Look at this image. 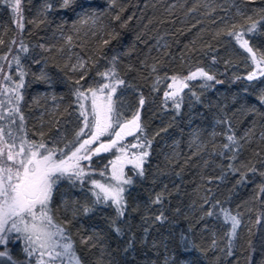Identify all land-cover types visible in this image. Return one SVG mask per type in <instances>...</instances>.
<instances>
[{
	"label": "trees",
	"instance_id": "1",
	"mask_svg": "<svg viewBox=\"0 0 264 264\" xmlns=\"http://www.w3.org/2000/svg\"><path fill=\"white\" fill-rule=\"evenodd\" d=\"M47 3L53 8L45 18L38 16L45 0H22L24 29L20 32L11 9L0 0V56L21 58L26 75L19 108L28 138L39 142L40 133H44L49 147L74 150L65 145L76 140L82 126L75 81L86 71L80 80L84 90L104 83L98 73L113 67L111 58L115 56L118 78L125 81L114 95L117 109L127 120L139 111L143 133L138 134L139 141L135 136L131 139L151 141L144 176L133 175L134 183L125 193L127 207L120 224L130 228L125 227L123 237L109 226L116 215L112 207L100 205L87 216H73L72 201L82 204L85 198L93 199L89 181L81 188L79 183L73 187L61 180L54 188L50 205L54 222L67 229L82 264H165L166 257L168 264H248L249 239L256 249L253 264H258L264 249V219L255 224L258 216L264 217V193H260L264 185L260 175L264 172V103L259 98L264 77L244 79L255 65L226 33L233 25L235 30L245 31L248 16L259 19L257 13L264 9V0H115L114 4L112 0H75L67 9L60 7L61 0ZM238 8L244 16L237 14ZM93 11L95 23L91 19L80 22L85 13ZM117 15L119 20L114 19ZM39 20L44 22L38 24ZM110 33L116 39L104 45ZM245 38L257 56L264 53V26L255 33L245 31ZM21 40L29 49L27 53L20 51ZM79 60L86 62L85 69L73 71ZM0 66V85L14 87L19 81L15 62L9 67L7 60H0ZM197 68L223 83L212 81V87L203 89L199 87L201 80L190 81L182 93L179 113L172 101L165 103L161 88L170 79L162 80L158 92L153 91L155 78H184ZM4 75L12 80H4ZM42 76L47 79H40ZM193 91L199 96L198 102L192 97ZM10 95H0L5 110L16 103L14 99L8 102ZM227 135L237 140L232 151L222 147L229 143ZM233 155L235 159H231ZM111 156L102 153L81 162L90 173L89 180L97 179V171ZM229 165L238 171L232 172ZM251 167L255 173L248 170ZM241 173L246 179L237 183ZM157 194H162L161 202L153 203ZM212 205H216L217 213L222 207L241 221L231 255L225 235L230 225L223 223L222 213L206 216ZM161 212L166 217L163 223L155 221ZM133 236V249L125 252ZM181 236L188 241L187 250L178 243ZM85 237L93 238L81 243ZM10 255L22 261L21 245L13 243Z\"/></svg>",
	"mask_w": 264,
	"mask_h": 264
},
{
	"label": "snow or ice",
	"instance_id": "2",
	"mask_svg": "<svg viewBox=\"0 0 264 264\" xmlns=\"http://www.w3.org/2000/svg\"><path fill=\"white\" fill-rule=\"evenodd\" d=\"M7 7L11 9L13 23L15 28L20 32L24 29V15L22 0H4ZM75 3V0H61L60 7L67 9ZM115 0H112V4ZM53 5L47 3L42 5L38 11V16L45 17L46 13L51 11ZM257 11V10H254ZM264 9L258 10L259 19H253L252 16L246 17L250 22L246 28V33H255L259 27L264 26ZM237 14L244 16V12L239 8ZM86 18L81 19V23H87L89 19L95 23L96 13L93 11L90 15L85 13ZM114 19L119 20L120 16L117 15ZM39 20V23H43ZM37 24V26H38ZM245 31L229 30L226 34L235 38L239 46L249 54L252 64L255 65L253 71L244 77L248 81H253L259 77H264V53L257 56L256 51L250 46L249 39L245 38ZM110 39L104 40L103 44L107 45L111 39H116L115 34H109ZM67 42H72V37H67ZM15 43V41H13ZM3 44V40H0ZM41 48L44 46L41 45ZM20 51L27 53L28 47L21 40L19 45ZM11 51V49H9ZM117 57L111 58L113 67L106 69L104 72L98 73L104 78V83L98 84L96 87L89 86L86 90L80 86V80H83L87 72L80 76L75 81L77 87L74 95L77 97L80 107V116L83 118V127L76 133V140L65 148L74 149L65 152L64 149H57L49 147L43 140L44 133H40L41 140L39 142L33 141L28 138L24 127V116L20 112L19 103L23 99L21 89L24 88V77L26 73L21 67V58L19 55H13L11 60L7 56H0V60H7L9 67L14 61L18 69L19 81L15 83L12 88L0 85L2 91L0 95L8 94V102L11 104L12 100L16 101L15 105L5 110L3 102H0V245L5 246L4 250L0 251V258L7 257L11 264H20L14 260L9 254L7 245L13 240L12 233L20 234L15 239L23 238L26 241L23 251L27 257L36 258V264H82L79 255L76 252L74 241L67 234V229L54 222L52 216V209L50 207L53 199L54 188L61 180H67L73 187L77 183L81 188L86 181L89 180L90 173L86 171L85 166L81 161H91L94 155H99L101 152H108L111 149H116L127 156L126 147L121 145V142L126 136H135L139 141L138 134L143 133V127L140 122L139 111H137L132 119L127 120L122 118V114L117 109L114 95L117 93L119 86L124 85L125 81L118 78L115 68V61ZM39 63V61H37ZM86 62L79 60L76 65L72 66L73 71L85 69ZM153 67V71H155ZM0 72H3V66H0ZM3 79L11 81L10 75H4ZM40 79H47L46 76ZM170 79L171 83L167 85L168 90L164 92L165 103L169 100L172 101L173 107L179 113L181 104L183 102L182 93L185 88H189L188 81L201 80L202 83L199 87L208 89L212 87L209 82L214 81L216 84L223 83L216 79L215 75L210 74L203 68H197L191 71L186 77L180 78L178 76L172 77H157L156 85L162 80ZM236 79H241L237 77ZM154 85V88L156 87ZM191 91V89H190ZM192 97L198 102L199 96L196 92H192ZM261 103H264V91L259 97ZM91 101L90 110L86 107L84 101ZM145 99L140 97V105L143 106ZM19 120V124H17ZM20 133H23L21 135ZM110 136L112 139L109 143H100L98 147H93L95 142L100 140L102 136ZM87 137L82 139V137ZM226 139L229 143L224 144L222 147L228 151H232L231 146L237 144V140L233 135H227ZM82 140V142H81ZM78 144V146H75ZM151 146L150 140H145L143 143L132 144V148L139 149L128 160L133 165V175L140 177L144 176L143 165L146 158L149 156L148 148ZM59 153V155H58ZM225 155V153H220ZM235 155L231 159H235ZM121 157H117L120 160ZM113 170L111 179L114 183H101L98 180L91 179V192L93 199L88 200L85 198L84 203L79 201H72L73 216L83 214L89 215L96 210L97 206L103 205L105 207H112L115 210V217L110 221V227L119 237L125 235V227L130 228V225L122 227L120 221L125 216L127 199L125 193L128 191L126 186H131L134 183L133 176H128L124 173L123 167H117L116 161L112 162ZM232 172H237L238 169L232 165L228 166ZM250 172L255 173V167L248 169ZM101 176L104 172L100 173ZM264 176V172L260 173ZM246 179L245 175L241 173V179L237 183H241ZM260 193H264V185L260 186ZM161 195L157 194L153 203L161 202ZM205 203H209L206 199ZM220 204V201H216ZM216 205L207 211L206 216L213 217L223 215V223L230 225V230L225 233L229 241V255L232 254V240L237 235V229L240 227L241 221L238 216L232 215L227 209L221 207L220 213L215 209ZM147 219V218H145ZM264 217L258 216L255 224H260ZM166 217L161 212L160 215L155 216V221L163 223ZM145 237L148 229H144ZM94 235H98L95 234ZM249 235H253L252 229H249ZM93 237L82 238L81 243H88ZM135 237H130L127 241L125 252L133 249ZM179 245L187 250L188 241L181 236L178 241ZM216 241L213 240V246ZM249 256L248 264H253V253L256 251L251 239L248 240ZM165 264H168V258H165ZM183 264V262H181ZM258 264H264V249L261 250V258Z\"/></svg>",
	"mask_w": 264,
	"mask_h": 264
},
{
	"label": "rangeland",
	"instance_id": "3",
	"mask_svg": "<svg viewBox=\"0 0 264 264\" xmlns=\"http://www.w3.org/2000/svg\"><path fill=\"white\" fill-rule=\"evenodd\" d=\"M77 63L78 62H76V64ZM197 80H199V79H197ZM156 81H157V78H155L154 83H153V86H152L154 92H158V90L160 88V83L158 85H156ZM105 82H107V81H105ZM189 82L190 81H188V83ZM169 83H171V80H169L167 83L163 84V87L161 86V88H163V92H165L166 90H168L167 85ZM154 85H156L155 88H154ZM84 103H85L86 107L90 110V107H91V101H90V99L87 100V101H84ZM78 112H79V115H80V107H78ZM81 122H82V126H81V128H82L83 127V118L82 117H81ZM132 137H133V139L135 138L134 136H126L124 138V140L121 142V145L127 146L126 149H125L126 152H127V156H125L122 152L117 151L116 149H111L108 152H101L100 153V154H102V153H109L112 156H111L110 160L108 161V163L104 167L99 168V170L97 171V174L98 175H97V179L96 180L100 181L101 183H114V181L111 179V177H112V170H113V164H112L113 161H116V165H117L118 168L121 167V166L123 167V171H124V173L126 175L133 176V173H134L133 165L131 163H129L128 160H129V158L134 153L138 152L139 149H136V148H132L131 147L132 144L138 143L136 140L131 139ZM86 138L87 137L85 136L83 139H86ZM111 139H112V137H110V136H107V135L106 136H102V137H100V140L99 141L95 142V144L93 145V147H98L100 143L107 144V143L110 142ZM95 156H98V155H94L93 157H95ZM117 157H121V159L120 160H117ZM86 161L87 160L81 161V162H86ZM101 172H104V175L103 176L100 175ZM88 181L90 183V180H88ZM90 185H91V183H90ZM126 187H128V186H126ZM19 235L20 234H17V233H12L11 234V236L13 237V240L10 241L8 243V245H7L9 254H10L11 245L13 243H16V244L21 245L22 249L25 246L26 241L23 238L15 239ZM4 247L5 246L0 245V251L4 250ZM3 260L6 261L8 259H7V257L0 258V261H3ZM9 262L11 264V261H9ZM18 262H20V264H36V258L35 257L29 258V257H27L26 253L24 252V257H23L22 261H18Z\"/></svg>",
	"mask_w": 264,
	"mask_h": 264
}]
</instances>
